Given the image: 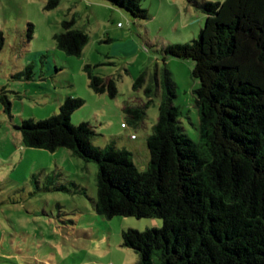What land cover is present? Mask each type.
<instances>
[{
    "label": "trees",
    "instance_id": "obj_1",
    "mask_svg": "<svg viewBox=\"0 0 264 264\" xmlns=\"http://www.w3.org/2000/svg\"><path fill=\"white\" fill-rule=\"evenodd\" d=\"M187 1L204 15L197 38L168 43L161 51L164 57L193 60L198 141L182 131V111L172 103L174 82L167 70L157 119L145 138L148 162L143 169L125 148L95 146L87 122H70L83 102L79 97L66 96L58 113L22 119L17 129L24 146L66 147L97 164L95 210L104 218L162 219L159 228L121 232L122 244L138 255L136 264H264V0ZM59 2L46 0L44 9ZM105 2L134 19L148 18L140 0ZM61 27L54 34L56 46L79 55L86 31L75 26L73 17L63 19ZM2 45L0 34V50ZM84 69L93 91L116 95L115 77L94 74L89 65ZM30 72L28 64L16 75L29 79ZM143 80L144 72L134 84ZM144 91L149 102L151 86ZM0 103L10 113L4 89ZM146 103L124 106L133 126L143 120Z\"/></svg>",
    "mask_w": 264,
    "mask_h": 264
},
{
    "label": "rangeland",
    "instance_id": "obj_2",
    "mask_svg": "<svg viewBox=\"0 0 264 264\" xmlns=\"http://www.w3.org/2000/svg\"><path fill=\"white\" fill-rule=\"evenodd\" d=\"M45 2L0 0V91L10 100V113L0 103V264H136L138 255L122 244L121 232L159 228L162 219L104 218L95 210L97 164L66 147L24 146L17 126L22 119L58 113L66 96L79 97L83 102L70 122H87L95 146L125 148L143 169L148 162L145 138L157 119L167 70L174 82L172 103L182 111V131L198 141L193 60L164 57L161 50L197 38L204 15L187 0H140L148 12L145 20L105 0H60L49 10ZM71 17L88 35L79 55L66 54L54 39L61 21ZM28 64L29 79L16 75ZM86 65L94 74L115 77L116 95L93 91ZM142 72L144 80L136 86ZM148 85L153 91L149 102ZM143 103V120L133 126L123 108Z\"/></svg>",
    "mask_w": 264,
    "mask_h": 264
},
{
    "label": "crops",
    "instance_id": "obj_3",
    "mask_svg": "<svg viewBox=\"0 0 264 264\" xmlns=\"http://www.w3.org/2000/svg\"><path fill=\"white\" fill-rule=\"evenodd\" d=\"M134 138V137H133Z\"/></svg>",
    "mask_w": 264,
    "mask_h": 264
}]
</instances>
